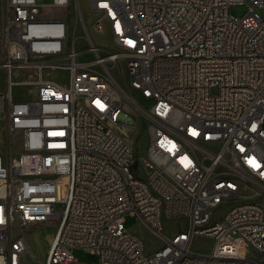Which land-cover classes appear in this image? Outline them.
Here are the masks:
<instances>
[{
  "label": "built area",
  "instance_id": "2783aa9c",
  "mask_svg": "<svg viewBox=\"0 0 264 264\" xmlns=\"http://www.w3.org/2000/svg\"><path fill=\"white\" fill-rule=\"evenodd\" d=\"M88 1L91 28L81 0H4L0 264H27V232L46 222L56 233L36 264H77L75 249L97 264H264V0ZM15 70L35 72L34 101H15ZM140 120L144 164L128 140ZM126 215L163 247L148 255ZM179 218L187 229L167 234ZM197 237L215 241L211 253L192 251Z\"/></svg>",
  "mask_w": 264,
  "mask_h": 264
},
{
  "label": "rangeland",
  "instance_id": "374dc122",
  "mask_svg": "<svg viewBox=\"0 0 264 264\" xmlns=\"http://www.w3.org/2000/svg\"><path fill=\"white\" fill-rule=\"evenodd\" d=\"M3 3L4 0H0V19L3 17ZM82 9L84 13V18L91 28L92 24L95 22V14L92 12L89 1L81 0ZM63 10H58V8H52L47 10V14L52 15H60ZM231 13L233 16L242 17L247 13L246 7L236 6L232 7ZM69 18L72 21L73 26V36L77 40V48L84 49L85 48V40H84V30L81 25V22L77 19V11L76 8L73 7L69 10ZM93 40L98 46H104L106 48L114 49L115 46L113 42L106 34H95L93 32ZM92 59L90 55L85 56V59ZM45 77L57 78L61 77V72H54L50 70H45L43 72ZM35 72L33 70H15L13 72V80L18 85L13 87V96L16 102H31L36 98V90L31 85H26V82H29ZM6 91L5 86V76L2 71H0V93H4ZM218 90L216 88L213 89V92L216 93ZM129 136V137H128ZM128 140L132 142L133 146L136 149V158L137 161H141L143 163L146 154L147 148L150 142V135L147 131L145 124L140 120V124L136 129L130 130L128 135ZM17 139V138H16ZM15 142V137H14ZM6 146V135L2 128L0 127V154L4 156V149ZM15 150H18L19 145H14ZM144 164V163H143ZM134 171L142 178L146 177L147 171L149 169H143V167L139 165L134 166ZM252 194L248 192L245 194V198L250 197ZM261 203L264 205V198L261 200ZM226 214V210L224 208H219L216 210L215 215L218 218H223ZM57 222H46L35 228H32L27 232L28 234V242L29 247L32 253V257L38 262H45L48 254L49 248L51 244V240L54 235V231L56 230ZM165 229L164 231L167 234L173 235L179 231H185L188 226V221L186 219H174V220H166L164 222ZM125 227L133 234L138 236L145 245V251L148 255H152L155 252L159 251L163 247V242L161 239L156 236L151 230H149L145 224L140 220L138 216H125ZM215 246V241L211 238L205 237H197L192 244V251L196 254H209L212 252ZM30 255L27 256L26 263L27 264H36L35 260ZM74 258L77 261V264H97L99 263V256L92 254L84 249H75L74 250Z\"/></svg>",
  "mask_w": 264,
  "mask_h": 264
},
{
  "label": "bare ground",
  "instance_id": "6f19581e",
  "mask_svg": "<svg viewBox=\"0 0 264 264\" xmlns=\"http://www.w3.org/2000/svg\"><path fill=\"white\" fill-rule=\"evenodd\" d=\"M55 233H56V230L54 231V237H55ZM54 239V238H53ZM52 243H53V240H52V242H51V244H50V248H49V252H50V249H51V245H52ZM48 256H49V254H48ZM48 256H47V258H48ZM46 258V259H47Z\"/></svg>",
  "mask_w": 264,
  "mask_h": 264
},
{
  "label": "crops",
  "instance_id": "0c3cea01",
  "mask_svg": "<svg viewBox=\"0 0 264 264\" xmlns=\"http://www.w3.org/2000/svg\"><path fill=\"white\" fill-rule=\"evenodd\" d=\"M53 238H54V235H53ZM53 238H52V240H53ZM52 240H51V241H52Z\"/></svg>",
  "mask_w": 264,
  "mask_h": 264
}]
</instances>
